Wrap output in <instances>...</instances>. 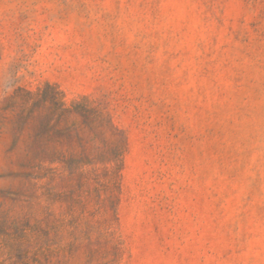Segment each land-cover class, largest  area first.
<instances>
[{"label":"rangeland","instance_id":"obj_1","mask_svg":"<svg viewBox=\"0 0 264 264\" xmlns=\"http://www.w3.org/2000/svg\"><path fill=\"white\" fill-rule=\"evenodd\" d=\"M0 264H264V0H0Z\"/></svg>","mask_w":264,"mask_h":264}]
</instances>
